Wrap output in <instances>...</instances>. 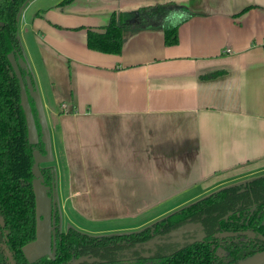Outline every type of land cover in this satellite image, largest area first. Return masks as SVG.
Instances as JSON below:
<instances>
[{
  "label": "crops",
  "instance_id": "obj_1",
  "mask_svg": "<svg viewBox=\"0 0 264 264\" xmlns=\"http://www.w3.org/2000/svg\"><path fill=\"white\" fill-rule=\"evenodd\" d=\"M62 1L29 0L18 35L71 222L145 224L264 172V0ZM167 1L187 11L178 43L151 28L119 54L88 47L113 12Z\"/></svg>",
  "mask_w": 264,
  "mask_h": 264
},
{
  "label": "flooded vegetation",
  "instance_id": "obj_2",
  "mask_svg": "<svg viewBox=\"0 0 264 264\" xmlns=\"http://www.w3.org/2000/svg\"><path fill=\"white\" fill-rule=\"evenodd\" d=\"M22 75L25 76L26 73L24 72ZM30 100L39 126L35 102L32 98ZM34 147L41 150L43 154L46 153L41 140ZM41 170L44 174V184L49 187L47 195L50 197L51 251L33 261L23 251L26 244L36 239L35 200V237L22 246L24 261L22 264H36L41 259H44L46 264H237L239 261L264 250V197L250 196L244 187L231 190L230 192H234L238 196L234 202L223 204L229 205L225 211L227 213L222 215L221 212L220 216L213 214L214 216L211 215L210 220L207 219V216L193 214L188 215L184 221L173 223L168 216L192 206L225 184L214 190H209L145 224L141 223V217L131 216L124 219L125 224L118 228L93 233L76 228L64 213L62 201L58 197L53 164L50 162L41 163ZM263 174L264 172L250 178ZM246 179L226 185L239 183ZM258 185L264 186L261 183ZM252 191L254 192V190ZM65 222L66 227H63ZM132 222L135 223L130 224ZM0 223L3 225L1 217ZM70 230L100 240L84 238L82 242L77 241L72 245L62 244L63 234L67 235L71 232ZM7 240L6 231L3 229L0 231V253L6 257V264H13V262L18 264L8 247ZM52 254H54L53 257ZM260 264H264V262Z\"/></svg>",
  "mask_w": 264,
  "mask_h": 264
},
{
  "label": "trees",
  "instance_id": "obj_3",
  "mask_svg": "<svg viewBox=\"0 0 264 264\" xmlns=\"http://www.w3.org/2000/svg\"><path fill=\"white\" fill-rule=\"evenodd\" d=\"M27 0H0V231L7 234V244L18 264H22V246L35 237V195L33 191L32 167L34 145L28 140L25 112L21 101V86L9 61V53L23 56L18 35V14ZM70 0H63L61 4ZM248 9L245 8L241 13ZM183 4L176 1L155 3L131 12H113L104 31L88 29V47L106 53L119 54L123 50L127 35L133 30L161 28L167 45L179 41L180 24L187 18ZM184 15V16H183ZM26 73L23 69L22 73ZM33 102V101H32ZM52 170V169H51ZM44 176V174H43ZM264 174L242 182L225 185L213 194L171 214L173 223L184 221L188 215L207 216L225 212L237 198L233 189L244 187L250 196L264 197ZM254 190V192L252 191ZM168 220V219H167ZM63 234L62 244H73L90 238L70 230ZM90 240H100L90 238ZM0 253V264H6ZM26 263V262H25ZM36 264H46L44 259ZM51 264V263H49Z\"/></svg>",
  "mask_w": 264,
  "mask_h": 264
},
{
  "label": "water",
  "instance_id": "obj_4",
  "mask_svg": "<svg viewBox=\"0 0 264 264\" xmlns=\"http://www.w3.org/2000/svg\"><path fill=\"white\" fill-rule=\"evenodd\" d=\"M27 0L21 7L18 19L21 11ZM22 48V47H21ZM9 60L12 64L14 71L20 80L21 85V101L22 106L26 116L27 129H28V140L31 144L36 145L41 140L44 143L45 154L41 152L38 148H34V164L32 167L33 178V190L36 200V215H37V225H36V239L23 247L24 253L27 257L33 261L46 253H50V197L47 195V190L49 187L44 184V177L41 170V163L43 161H49L52 157V149L50 143V133L47 127V122L45 118V113L43 110L41 98L39 92L35 86L32 72L29 68L25 55L17 56L15 52L9 53ZM22 69L26 70V75H22ZM35 102V107L37 110V117L39 119V126L36 122V117L33 111L31 100ZM44 216V218H42ZM52 257L54 254L51 255ZM264 262V250L255 253L241 261L237 264H260ZM13 264H15L13 262Z\"/></svg>",
  "mask_w": 264,
  "mask_h": 264
},
{
  "label": "rangeland",
  "instance_id": "obj_5",
  "mask_svg": "<svg viewBox=\"0 0 264 264\" xmlns=\"http://www.w3.org/2000/svg\"><path fill=\"white\" fill-rule=\"evenodd\" d=\"M54 0H39V2H37L36 6L39 5L40 3H49V2H52ZM47 162H50V163H53L51 162L50 160L49 161H43L42 163H47ZM231 183V182H229ZM228 184V183H227ZM226 185V184H225ZM74 218L75 217V213H74ZM73 218V219H74ZM77 219L78 221L76 220L75 222H73V225L76 227V228H80L81 230L83 231H87V232H97V231H104V230H109V229H114V228H118L120 227L121 225H124L125 223L123 222L124 220L122 221H118V222H115V221H112V220H101V221H93V220H90L88 219L87 217H81L79 215H77ZM130 220V219H128ZM136 222V221H135ZM135 222H132L130 224H133ZM72 224V223H71ZM63 227H66V222L65 224L63 225Z\"/></svg>",
  "mask_w": 264,
  "mask_h": 264
}]
</instances>
